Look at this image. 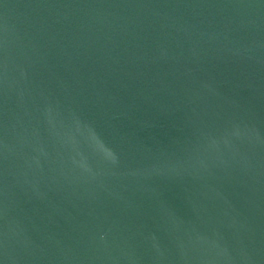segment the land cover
<instances>
[{"label":"water","instance_id":"water-1","mask_svg":"<svg viewBox=\"0 0 264 264\" xmlns=\"http://www.w3.org/2000/svg\"><path fill=\"white\" fill-rule=\"evenodd\" d=\"M0 264H264V0H0Z\"/></svg>","mask_w":264,"mask_h":264}]
</instances>
